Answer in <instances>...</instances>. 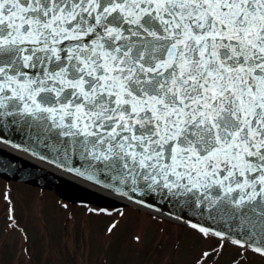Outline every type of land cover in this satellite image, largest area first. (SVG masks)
I'll return each mask as SVG.
<instances>
[{"label": "snow or ice", "instance_id": "1", "mask_svg": "<svg viewBox=\"0 0 264 264\" xmlns=\"http://www.w3.org/2000/svg\"><path fill=\"white\" fill-rule=\"evenodd\" d=\"M10 128L218 240L196 264L264 258V0H0Z\"/></svg>", "mask_w": 264, "mask_h": 264}, {"label": "rangeland", "instance_id": "2", "mask_svg": "<svg viewBox=\"0 0 264 264\" xmlns=\"http://www.w3.org/2000/svg\"><path fill=\"white\" fill-rule=\"evenodd\" d=\"M63 200L50 189L0 178V264H196L220 243L133 205L101 212ZM239 253L225 244L207 264H233ZM240 264L264 258L249 252Z\"/></svg>", "mask_w": 264, "mask_h": 264}, {"label": "water", "instance_id": "3", "mask_svg": "<svg viewBox=\"0 0 264 264\" xmlns=\"http://www.w3.org/2000/svg\"><path fill=\"white\" fill-rule=\"evenodd\" d=\"M5 141H11L13 145H27L28 141L13 129H8L3 132ZM22 149V148H20ZM23 150V149H22ZM47 159H41L40 155H34L33 151L29 149L28 153L45 161L56 169L68 173L69 176L56 173L53 169L41 166L24 157H21L11 151L0 146V176L9 177L14 175L17 179L34 185H43L48 188L56 190L63 197L71 201L95 202L102 206H119L120 202L115 199H109L106 195L91 190L88 185H99L105 190H109L103 184L97 183L94 179H88L91 174L79 160H67L66 163H61L55 158L54 153H50L43 149H37ZM83 173V175L79 173ZM112 191V190H110ZM117 194L119 192L112 191ZM121 195V194H120ZM164 212H167L165 210Z\"/></svg>", "mask_w": 264, "mask_h": 264}]
</instances>
